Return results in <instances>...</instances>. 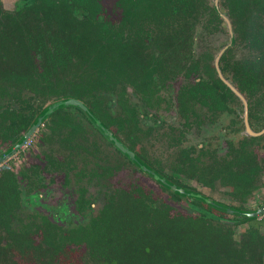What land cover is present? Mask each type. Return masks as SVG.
Returning <instances> with one entry per match:
<instances>
[{
    "label": "trees",
    "instance_id": "trees-1",
    "mask_svg": "<svg viewBox=\"0 0 264 264\" xmlns=\"http://www.w3.org/2000/svg\"><path fill=\"white\" fill-rule=\"evenodd\" d=\"M119 2L118 30L109 13L112 7L107 10L103 0H22L15 14L0 16L3 18V21L0 19V97L9 95V90L14 97H19L21 90L26 89L34 92L39 101L36 109L11 123L12 131L27 130L45 104L67 96L81 98L109 126L113 121L108 109L112 97L102 92L114 90L116 83L125 92V85H131L132 77L144 85L148 67L158 61L140 43L153 38L128 30L133 22L138 24L139 18H148L158 20V29L165 25L163 40L170 60L176 57L178 41H191V32L201 14L209 10L219 19L213 6L204 8L206 0ZM220 4L232 18L237 39H246L247 47L252 50L244 65H235L237 74L234 72L232 79L252 98L251 106H261L264 114V31L258 38L255 31L250 35L244 33V20L253 23L259 18L257 12L264 11V0H220ZM38 18L46 24L45 28L40 27L42 31H36ZM51 20L60 32L62 28V35L70 36L69 40L52 39L48 30ZM160 35L158 30V40ZM65 42L70 43L69 52L63 48ZM181 47L186 49L188 45ZM115 53L119 56L118 66L113 61ZM113 71H117L118 78L113 77ZM210 80L211 83L201 80L195 89L203 92L213 86L228 90L217 77ZM259 89L263 92L256 95ZM202 96L208 97V94ZM21 103L32 107L29 101ZM120 104L124 111L121 124L123 121L128 128L139 131L136 111L126 97L121 98ZM77 110L90 122L86 112ZM73 114L61 109L53 115L56 125L66 126L71 136L82 129L81 121ZM6 131L9 132L7 127ZM180 156L184 158L175 163L179 171L193 173L200 183L209 186L216 179L223 186L232 185L234 190L229 193L232 198L245 195V188L253 182L252 173L257 168L249 150L238 149L231 160L185 158L186 152ZM101 169L103 176L111 170ZM12 174L6 172L0 176V264H264V217L256 219L237 214L234 225L226 224L220 217L227 211L206 205L197 197L168 192L172 199L180 200L192 210L185 212L166 199L155 197L153 190L130 183L129 189L121 186L112 191L98 214L86 225L60 234L49 224L23 223L19 214L18 183ZM164 178L183 184L172 177ZM241 222L247 227L238 240L232 238L233 233L221 234L211 225L235 227Z\"/></svg>",
    "mask_w": 264,
    "mask_h": 264
},
{
    "label": "flooded vegetation",
    "instance_id": "flooded-vegetation-1",
    "mask_svg": "<svg viewBox=\"0 0 264 264\" xmlns=\"http://www.w3.org/2000/svg\"><path fill=\"white\" fill-rule=\"evenodd\" d=\"M119 1L120 0H114L113 8L110 11L112 21L115 23L117 30L119 29L121 18ZM21 2L22 0H17L13 10H8L3 7L2 1L0 0V16L4 13L15 14L19 11L17 4ZM210 3L219 19L216 18L215 14L210 13L209 10H207L206 14L203 13V17L208 16V22H211V26L215 28L205 26L204 24L199 25L198 23H201V18L199 16V22L194 25L191 32V41H187L186 43L178 41L177 44L179 47H177L178 51L176 52V57L170 60L167 59L166 41L163 40L164 37L166 38L165 25H160V29H158L157 19L139 18L137 21L138 24L133 22L131 26L128 27V30L136 31L142 37L153 38V40L146 39L144 42L140 43H143L144 47H147L149 56L153 54L158 57L156 58L158 61L148 67L146 83L144 85L132 79V77L131 85H125V92L122 91L118 83H116L114 90L102 92L112 97L108 109H110L113 121L109 126L96 117L81 98L73 96L63 98H76L82 101L94 117L108 131H110L125 147L130 149L141 162L145 163L147 167L154 170L163 178L164 176L172 177L180 181L175 175L193 174L178 170V165L175 163L179 158L183 157L180 156L182 152H186L187 156L185 158L194 159L200 156V159L213 161L214 159H220L222 157L231 160L238 149H242L243 151L249 150L257 164V168L252 173L253 182L245 188L246 193L245 195L243 194V197L238 196L232 198L231 195H229L231 201L226 202L213 198L201 190L196 189V187L191 191H197L223 205L238 209L242 207L244 208L242 211H253L264 205V195L259 197L253 204L250 203L251 199L254 197L255 191L264 186V114L261 112V106H251L252 98L248 97L247 91L243 90L242 86L239 88L237 82L232 79L234 72L235 76L237 74L235 65H244L245 60L252 50L247 47L246 39H241V37L237 39L232 18L229 16L228 12L223 11L220 0H217V8L213 0H210ZM217 9L224 12L229 18L232 36ZM257 13L260 17L253 21V23H249L247 19L244 20V33L255 30L264 31V11L261 10ZM0 19L3 21L2 17H0ZM51 21L53 23L49 25L48 30L51 33L52 39L62 38V40H69L70 36L67 37V35H62V28L60 32L57 24H54V20ZM37 22L39 23V28H37L36 31H38V29L41 30L40 27H46L45 21L41 18H38ZM197 27L203 28L204 33L222 30L227 34V39L215 49L205 46L202 51H197L195 48L197 40L195 32ZM158 30L161 32L159 37L160 40L157 39ZM66 32L70 34L69 29H67ZM63 44V48L69 52L71 48L70 43L65 42ZM182 44H186L188 47L182 49ZM236 46L242 49L239 56L238 54L234 55V47ZM35 47L44 48V46L40 47L39 45H35ZM59 47L60 44L58 45V48ZM220 51L221 53L217 64L221 77L215 66V57ZM223 55L225 56L224 61H222ZM74 58L76 59L75 55ZM156 59H150V61L152 62ZM118 60L119 56L116 53L113 54V61L117 66ZM67 64L70 65L69 63ZM60 70L61 69L58 67L59 72ZM117 71H113V77L115 78L119 76ZM214 77H217L228 90L222 88L215 89L213 86L209 90L204 89L203 92L195 89L199 86L201 80H206L208 83H211L212 80H210V78ZM62 78L63 80L66 79L65 77ZM236 78V80L241 81L240 78ZM226 81L244 98L246 110L242 98L226 83ZM11 91L12 90H9V95L0 97V155L8 153L11 148L20 143L24 137V133L28 130L14 132L12 131L13 126L11 123L19 121L21 117L25 116V113L36 109L39 105L38 97L34 92L24 89L21 90L19 97H14ZM262 92L263 90L259 89L255 91V94L258 95ZM4 93L6 92L4 91ZM202 94H208V97H204ZM222 94L225 96L221 97ZM123 96L126 97L128 104L136 111L138 126L140 128L137 132L128 128L125 122L122 121L121 124L124 111L120 104V100ZM219 100L221 101L220 104H218ZM23 101L31 102L32 107L25 105V103L22 104L21 102ZM47 104L37 112L34 119ZM25 107L26 109H24ZM77 108L78 107L73 105H66L52 111L39 124L22 146L10 152L8 156L0 162L1 169L6 165L10 156L14 153L22 152L28 143L35 140V136L42 133L41 130L45 131L42 133V138L40 140L41 152L36 154L33 164L16 172H11L7 170V168L4 170L3 168L2 172L0 171V176L7 172L13 173L12 175L16 177L18 183L17 188L19 190V214L23 223H35L40 226L49 224L60 234L65 233L69 229L86 225L92 217L98 214V211L104 205L108 195L116 188L122 186L129 189L130 183H139L130 182L124 185L118 184L117 175L123 167H125L122 161H126L134 170H138L145 174V176L151 179L161 191L167 193L171 192V189L160 183L155 177V179H152L151 174L136 166L126 154L112 144L104 133L92 122L90 117L89 122L78 112ZM61 109L74 112L73 115L81 121L82 129L72 136L68 135L66 126H57L53 120L54 113ZM245 122L248 123L250 128L248 131L246 130ZM32 123L33 122H31L29 126ZM86 123L91 125L96 134H98L97 143L89 140L86 135L82 136L83 134L81 133L86 130ZM6 127L9 132L6 131ZM206 127L211 131L206 135L207 137L209 136L207 140L203 139L194 143L188 139L190 136H194L193 131L196 129L205 131L207 130ZM215 129H219V131L223 133L222 135L224 138H221L223 142H220L221 139L216 140L217 142H213L214 140L211 139L210 135L215 132ZM96 134L94 136H96ZM135 134H137L138 137L136 139ZM217 135L218 134H216V136ZM83 141H86L84 146L82 143ZM57 142L59 146L72 152H66L64 158H57L55 154L57 153L56 147L53 145V143L57 144ZM152 142L156 144V148L152 150L151 156L145 157L137 150L139 145L146 143L151 144ZM43 144L44 146H42ZM223 144L225 145L224 147ZM100 145L106 146V149H111L112 153L114 151V154H116L118 158H122V161L117 159V161L114 162H106L108 158H104L102 161L87 162V159L84 157L83 163L80 159L75 158V156L79 154V151L89 155L92 154L95 158H97L99 154L101 155L103 150L104 152H108L106 149L101 148ZM159 149L161 151L160 154L157 152ZM218 150L223 151V153ZM164 152H168V154ZM165 155L170 160V173L165 172L162 166L159 165V161ZM78 162H80V164H78ZM102 167H109L111 170L107 175L103 176L101 173ZM217 180L219 181V179H216L214 182ZM167 182L175 183L183 188V184H185L182 181L180 182L183 184L175 181ZM158 183L164 186V188ZM225 186L229 187V193L234 190L232 185ZM144 187L153 190L155 193L154 189L146 186ZM205 204L210 205L207 203ZM224 211L226 212L227 210ZM224 215V217H220L221 222L234 225L237 221L238 216L235 213L227 211ZM242 215L248 216L246 214ZM262 217H264V214L254 218L260 219ZM240 224L246 223L241 222ZM260 229H262V226ZM232 238L235 239L234 234H232Z\"/></svg>",
    "mask_w": 264,
    "mask_h": 264
},
{
    "label": "rangeland",
    "instance_id": "rangeland-1",
    "mask_svg": "<svg viewBox=\"0 0 264 264\" xmlns=\"http://www.w3.org/2000/svg\"><path fill=\"white\" fill-rule=\"evenodd\" d=\"M3 7L8 9V10H13L14 4L17 0H1ZM113 2L114 0H103L104 5L106 6L107 10L112 7L113 8ZM204 8H210L211 3L210 0H206V2L203 3ZM110 13V12H109ZM208 16L203 17V14L200 15L201 18V23L199 22L198 24H204L205 26H211V22H208L207 20ZM213 28H215L214 26H211ZM203 28L201 27H197L196 28V32H195V36L197 38L196 40V45L195 48L197 51H202L205 46L206 47H211L213 49L217 48V46H219L221 43H223L226 39H227V34L222 31V30H215L214 32H210V33H204L203 32ZM252 32V31H251ZM251 32H248V35L252 34ZM254 32V31H253ZM255 33L257 34V38H258V34L262 37V31L261 30H255ZM242 49H240V47H234V55L235 54H239L241 53ZM207 128V127H206ZM42 133H44L45 131L41 130ZM211 131L208 130H195L193 131L194 136H190V138H188L189 140H191L192 142L196 143L198 141H201L203 139L207 140L209 138V136L207 137L206 135H208V133H210ZM213 132V131H212ZM42 133L38 134V136H35V140H32L31 143H28L27 146L24 148V150L22 152L19 153H14L12 156H10L8 162L6 163L5 166H3L0 171L2 172V169L4 168V170L7 168V170L9 171H13L16 172L18 170H22L25 169L26 167H29L33 164V161L35 160V156L36 154H39L41 152V146H40V140L42 138ZM81 134H83L82 136H87L89 140L91 141H95L96 143L98 142V134H96V132L94 131V128L86 123V130L84 132H82ZM96 134V136H94ZM216 134H218L216 136ZM223 133H221L219 131V129H215V132L212 133V135H210L211 139H213V142H217L216 140L224 138V136L222 135ZM97 137V138H96ZM100 138V137H99ZM226 140V139H225ZM188 141V140H187ZM220 142H223V139L220 140ZM83 146L85 145L86 141H83ZM53 145L56 147V157L61 159L64 158L66 155V152H72V151H68L66 149H64L63 147L59 146L58 142L53 143ZM44 146V144L42 145ZM101 148L106 149V146H102L100 145ZM225 145L223 144V147ZM89 147V146H88ZM109 148V147H108ZM156 148V144H154V142H152L151 144H141L137 147V150L144 155L145 157L147 156H151V152H153L152 150ZM108 152H103L101 153V155L99 154V156L97 158H95V156H93L92 154H85L82 151H79V154L77 156H75L76 159H80L83 163H84V157L87 159V162H96V161H102L104 158H108L106 160V162L110 161V162H114L117 161V159H119V161H122V158H118V156H116V154H114V151L112 153L111 149H106ZM219 151V150H218ZM158 154H160V149L157 150ZM221 153H223V151H219ZM165 154H168V152H164ZM168 156V155H167ZM83 159V160H82ZM99 159V160H97ZM169 158L166 157V155L159 161V165L162 166V168L165 170V172L170 173V169H169ZM123 162V169L119 172V174L117 175V182L120 185H124V184H129L130 182H139V184L144 185L148 188H152L155 190V197L158 196L160 198H164L166 199L168 202H170L172 205L176 206L177 208H179L180 210H184L185 212H192V210L187 207L183 202H181L178 199H172L169 194L167 192H163L160 189H158V186L148 177L145 176V174L141 173L138 170H134V168L132 166H130L128 163H126V161H122ZM78 164H80V162H78ZM127 165V166H126ZM1 174V173H0ZM176 178H178L180 181H182L183 183L189 185V186H193L196 187V189L201 190L202 192L206 193L209 196H212L213 198L222 200V201H226V202H230L231 201V197L229 196V187L227 186H223L221 185V183H219V181L217 180L216 182L213 183L212 186L206 185L204 183H200L195 174H191V175H185L182 174L180 176L175 175ZM237 194L239 195L240 193L237 192ZM237 195V196H238ZM264 195V186H262L261 189H257L254 193V197L251 199L250 203L253 204L259 197ZM234 202V201H233ZM236 202V201H235ZM213 227H215V229H218L217 232L221 233V234H228V233H233L234 234V238L236 240L240 239L241 237V231L247 227L246 224H239L236 225L235 227H229V226H222L216 223H212L211 224Z\"/></svg>",
    "mask_w": 264,
    "mask_h": 264
},
{
    "label": "water",
    "instance_id": "water-1",
    "mask_svg": "<svg viewBox=\"0 0 264 264\" xmlns=\"http://www.w3.org/2000/svg\"><path fill=\"white\" fill-rule=\"evenodd\" d=\"M215 7L217 8V0H213ZM218 10V9H217ZM218 13L220 14L221 18L223 19L225 25L227 26V28L229 29V33L232 36L231 33V23L229 21V18L227 17V15L224 12H221L218 10ZM221 51L216 55L215 57V66L217 69V72L219 74V76L221 77L220 71L218 69V58L220 55ZM225 81V80H224ZM226 83L242 98L243 102H244V107L246 110V102L244 100V98L236 91V89L226 81ZM66 105H73L76 106L78 108H81L82 110L86 111L90 117V119L92 120V122L104 133V135L112 142V144L117 147L119 150H121L124 154H126L131 160L132 162L135 163L136 166H138L141 170L151 174L152 176H154L156 178V180H158L160 183H162L163 185H165L167 188L178 192L179 194L185 195V196H194L197 198H200L201 200H203L205 203L219 207L223 210H227L231 213H235L238 215H242V214H246L248 215V217L250 218H254L257 216H261L264 214V205L260 206L259 208H256L253 211H242L238 208H233L227 205H223L197 191H191V190H186L185 188H183L180 185H176L175 183H171V182H167L163 177L159 176L154 170L150 169L149 167H147L145 165V163L141 162L134 154L133 152L128 149L127 147H125L110 131H108L95 117L94 115L89 111V109L83 104L82 101H80L79 99L76 98H62L60 100H57L55 102L52 103H48L40 112V114L34 119L33 123L29 126L28 130L24 133V137L23 139L20 141V143H18L16 146H14L13 148L10 149V151L8 153H4L2 155H0V162L6 158V156H8V154L10 152H13L17 147H20L24 144V142L27 140V138L34 132V130L39 126V124L54 110L62 107V106H66ZM245 126H246V130L248 131L249 126L248 123L245 122ZM261 132V131H260ZM257 132V133H260Z\"/></svg>",
    "mask_w": 264,
    "mask_h": 264
}]
</instances>
